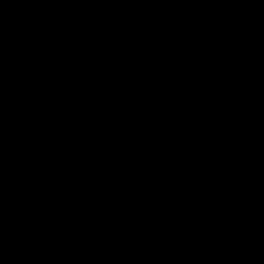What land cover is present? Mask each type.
I'll return each mask as SVG.
<instances>
[{
  "label": "water",
  "instance_id": "1",
  "mask_svg": "<svg viewBox=\"0 0 264 264\" xmlns=\"http://www.w3.org/2000/svg\"><path fill=\"white\" fill-rule=\"evenodd\" d=\"M16 1L5 20L33 16L17 50L20 31L0 23V83L13 81L18 62L25 70L17 86H0V264H264V0H145L163 14L149 38L157 56L135 58L139 84L113 102L103 99L114 90L106 83L97 95L80 84L72 57L81 51L66 49L55 13L38 18ZM69 1L57 0L64 21L82 22L93 7ZM171 42L166 60L156 51ZM32 51L51 53L49 72L22 58ZM135 124L143 141L128 136ZM137 148L153 155L143 160ZM143 177L147 192L120 199Z\"/></svg>",
  "mask_w": 264,
  "mask_h": 264
}]
</instances>
